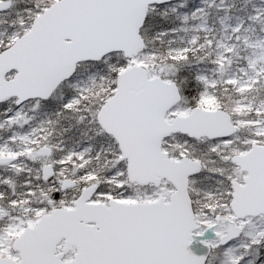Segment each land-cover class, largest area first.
Returning a JSON list of instances; mask_svg holds the SVG:
<instances>
[{
    "label": "snow or ice",
    "instance_id": "6c2138e0",
    "mask_svg": "<svg viewBox=\"0 0 264 264\" xmlns=\"http://www.w3.org/2000/svg\"><path fill=\"white\" fill-rule=\"evenodd\" d=\"M0 264H264V0H0Z\"/></svg>",
    "mask_w": 264,
    "mask_h": 264
}]
</instances>
